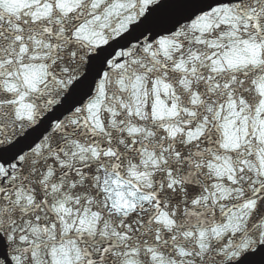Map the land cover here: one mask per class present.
<instances>
[{
    "label": "snow or ice",
    "instance_id": "snow-or-ice-1",
    "mask_svg": "<svg viewBox=\"0 0 264 264\" xmlns=\"http://www.w3.org/2000/svg\"><path fill=\"white\" fill-rule=\"evenodd\" d=\"M264 264V0H0V264Z\"/></svg>",
    "mask_w": 264,
    "mask_h": 264
},
{
    "label": "water",
    "instance_id": "water-1",
    "mask_svg": "<svg viewBox=\"0 0 264 264\" xmlns=\"http://www.w3.org/2000/svg\"><path fill=\"white\" fill-rule=\"evenodd\" d=\"M254 260L257 261V264H259L260 257H255Z\"/></svg>",
    "mask_w": 264,
    "mask_h": 264
}]
</instances>
